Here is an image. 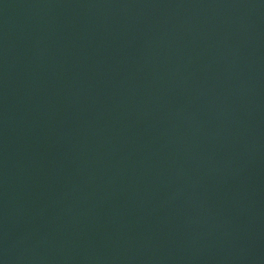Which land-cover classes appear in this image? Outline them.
I'll return each instance as SVG.
<instances>
[{
  "label": "water",
  "instance_id": "water-1",
  "mask_svg": "<svg viewBox=\"0 0 264 264\" xmlns=\"http://www.w3.org/2000/svg\"><path fill=\"white\" fill-rule=\"evenodd\" d=\"M0 264H264V0H0Z\"/></svg>",
  "mask_w": 264,
  "mask_h": 264
}]
</instances>
